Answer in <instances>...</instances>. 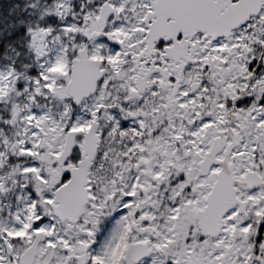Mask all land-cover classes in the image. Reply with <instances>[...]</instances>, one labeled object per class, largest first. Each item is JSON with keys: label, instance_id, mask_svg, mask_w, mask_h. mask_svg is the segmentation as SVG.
Here are the masks:
<instances>
[{"label": "snow or ice", "instance_id": "snow-or-ice-1", "mask_svg": "<svg viewBox=\"0 0 264 264\" xmlns=\"http://www.w3.org/2000/svg\"><path fill=\"white\" fill-rule=\"evenodd\" d=\"M0 264H264V0H0Z\"/></svg>", "mask_w": 264, "mask_h": 264}]
</instances>
